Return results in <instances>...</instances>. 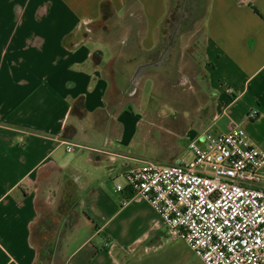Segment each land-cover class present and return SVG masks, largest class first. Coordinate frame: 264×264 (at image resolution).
I'll return each instance as SVG.
<instances>
[{
	"label": "crops",
	"instance_id": "0c3cea01",
	"mask_svg": "<svg viewBox=\"0 0 264 264\" xmlns=\"http://www.w3.org/2000/svg\"><path fill=\"white\" fill-rule=\"evenodd\" d=\"M183 6L203 13L216 109L205 129L242 123L264 150V0H0V264H38L43 249L40 264H203L182 240L195 258L160 251V216L115 190L129 157L102 148L111 120L119 135L132 115L111 113L109 90L172 65ZM103 129L113 158L64 157L65 141L98 148Z\"/></svg>",
	"mask_w": 264,
	"mask_h": 264
},
{
	"label": "built area",
	"instance_id": "2783aa9c",
	"mask_svg": "<svg viewBox=\"0 0 264 264\" xmlns=\"http://www.w3.org/2000/svg\"><path fill=\"white\" fill-rule=\"evenodd\" d=\"M256 115L254 111L250 114ZM190 158L164 165L151 161L125 168L124 185L144 198L203 264H264V150L232 124L189 138ZM100 148L65 141V151Z\"/></svg>",
	"mask_w": 264,
	"mask_h": 264
},
{
	"label": "rangeland",
	"instance_id": "374dc122",
	"mask_svg": "<svg viewBox=\"0 0 264 264\" xmlns=\"http://www.w3.org/2000/svg\"><path fill=\"white\" fill-rule=\"evenodd\" d=\"M190 11V8L183 6L177 14L179 18L181 14L184 15L185 23L178 25L171 42V50L176 53L172 55V65L158 66L155 67L156 70L154 67L147 68L140 81L135 82L136 86L129 87L124 93L123 89L109 90L116 102L111 105V113L122 109L132 115L122 124L119 135V124L114 119L111 120V125L107 127V139L112 143L102 148L127 155L129 159L126 162L130 166L142 161L168 165L176 159L190 158L187 148L189 138L208 128L216 112V109H213L212 87H209L203 66V13L200 9ZM168 28L170 32L176 31L170 23ZM250 114H247V120L252 119ZM240 125L243 126L242 123ZM104 131L101 130L96 138L99 142L91 145L101 148ZM211 132L217 133L215 129H211ZM118 139H121V142ZM85 153H92V150L65 151L64 157L70 160ZM109 163L107 158L103 157L104 170ZM120 181L122 182V179L118 182ZM41 206L43 215L51 217V227H54L57 224L54 207ZM49 226L45 224V227L50 228ZM160 241V251L168 249L181 253L184 257L189 255L195 258L181 240L171 239L167 226L160 230ZM43 251L44 249L41 250L38 264L45 258Z\"/></svg>",
	"mask_w": 264,
	"mask_h": 264
}]
</instances>
